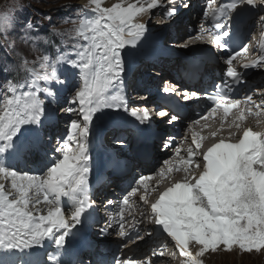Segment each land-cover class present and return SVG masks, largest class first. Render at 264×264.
<instances>
[{
	"label": "snow or ice",
	"instance_id": "6c2138e0",
	"mask_svg": "<svg viewBox=\"0 0 264 264\" xmlns=\"http://www.w3.org/2000/svg\"><path fill=\"white\" fill-rule=\"evenodd\" d=\"M103 4L104 0H89L86 7L91 8L93 15L72 21L74 27L69 32L75 41L72 48L51 62L49 56H43L39 62V68L45 69L43 74L25 61L23 67L30 76L23 83L8 81L0 90V253L4 257L0 264H70L61 259V255L70 253L71 242L81 231L77 225L82 224V216L93 204L88 151L93 119H99L97 113L104 109L129 111L123 89L125 56L132 54L131 50L148 30L137 18L150 13L149 18H155L152 10L158 9L164 18L174 19L179 11L177 0H121L111 6ZM215 4L216 0H207L204 17L211 18V25L206 28L201 23L200 34L191 40L208 38L226 52L228 40L221 37L232 38V25L227 22L231 20L236 24L245 12L253 9L264 13L261 7L264 0H259V4L257 0H230L213 7ZM188 6L187 2L183 3V7ZM6 19L0 17V21ZM258 20L264 29V15H259ZM187 46L186 43L184 47ZM261 47L264 48V43ZM247 51L245 46L244 52ZM237 57L246 59L240 51L225 59L226 78L216 86L218 91L207 99L212 105L210 114L222 109L225 120L232 109L243 105L234 120L239 130L241 124L236 121L243 122L249 115L257 118V124L261 122L264 98L256 101L252 95L243 99L230 95L233 85L243 78V73L233 66ZM61 63L69 66L64 70L63 79L57 74V65ZM242 67L264 68V55L243 63ZM227 78H231V82ZM65 80L67 86H64ZM52 82L60 87L54 89L50 86ZM41 94L48 99L49 105L58 97L63 99L67 104L65 112L80 117L71 120L70 133L55 148L40 136V128L51 118ZM188 98L185 94V99ZM157 115L165 116L166 113L158 112ZM131 116L141 124L150 121L147 109L132 110ZM212 135L215 137L216 133ZM232 135L230 133L228 141L220 139L208 148L199 161L194 159L198 153L189 147L188 158L182 160L184 180L168 187L151 205V218L159 226L156 231L175 242L180 254L186 257L184 264H203L199 257L209 250L230 252L234 246L247 253L264 250V132L248 127L236 142H230ZM192 142L199 149L196 136ZM176 155H180L179 149ZM21 156H42L44 163L40 174L17 170L14 162ZM167 171L170 173L173 168ZM146 179L150 177L141 178L139 183L144 184ZM142 199L147 203L146 196ZM121 204L128 205V198L125 197ZM123 211L121 209L118 221L114 218L121 237L127 235ZM46 241L56 246L52 254L45 251L47 260L35 251L46 249ZM193 242L201 246L196 256L189 250ZM157 251L163 254V249H159L154 250L153 255ZM115 264H145V261L125 257L117 259ZM147 264H159V261L149 259Z\"/></svg>",
	"mask_w": 264,
	"mask_h": 264
},
{
	"label": "bare ground",
	"instance_id": "6f19581e",
	"mask_svg": "<svg viewBox=\"0 0 264 264\" xmlns=\"http://www.w3.org/2000/svg\"><path fill=\"white\" fill-rule=\"evenodd\" d=\"M183 1L184 0H177V3L179 5V9L181 8V4L183 6V3L185 2V1L184 2ZM203 1L206 2V0H203ZM117 2H121V0H104L103 6H111V4L117 3ZM132 2H135V0H132ZM83 4L89 5V0L83 1ZM204 9H205V7H203V13H204ZM157 10L158 9H153L152 13L156 12ZM181 10H182V8H181ZM91 15H93V13L91 11H89L87 16H91ZM162 15H163V13H162ZM150 16H151V13L149 15L144 16L143 18L138 17L137 19L140 20V22L145 23L147 28H153V21H152L153 18H149ZM188 18L190 19L189 23L183 21L180 25L181 27L178 30V34L182 35L183 29L185 27L193 24L194 17L189 16ZM143 42L144 41H142V40L139 41L137 47L135 49L131 50V52H132L131 55L136 54L138 51V48L143 47ZM186 42L187 41L184 42V45L186 44ZM187 45H188V43H187ZM191 45L197 47V46H200L201 44H197L196 42L195 43L190 42L189 46H191ZM186 48H188V47H184L183 49H186ZM125 51L128 52L129 50L126 48ZM178 63L179 62H175V63L174 62H166V65H173V64L177 65ZM125 65H126V63H124V66ZM64 70H61V72L63 74H64ZM259 76L264 77V72L260 73ZM67 84H68V81L65 80L64 86H67ZM57 87H60V85H55L54 89ZM65 95H67V94H65ZM140 100H143V99H140ZM48 105H49V103H48ZM66 107H67V104L64 102V100L60 99L58 97L57 101L55 103L51 104L48 109L50 110L51 114L55 113V111H56L58 114L57 116L60 119L69 120L73 117L75 119H80V117L76 113H73L71 115L66 113L65 112ZM123 111H124L123 109H120L118 111L114 110V109H104L102 112L97 113V117H99V119L94 117L93 126L90 129V135H89L90 146L88 148V151H89V154L91 157V159L89 160L91 163L90 176H94V174L96 172V170H95L96 167H101L104 164V161L106 158V155H104L102 153L104 150V145H110L111 144V141L108 139V137L113 133L114 129L112 126V121L109 118V115H111V112L123 113ZM167 124H168V122L165 123V125H167ZM183 125L185 126V124H183ZM31 127H33V126H31ZM35 127H39V126H35ZM260 131L264 132V123L261 124ZM55 132H56V129L54 128V126L51 122L45 123L43 128H40V136L43 137L45 140H46V138L52 137L55 134ZM187 132H188V125L186 123L185 128H183L182 125H180V127L178 128L177 134L179 135V133H180V138L186 137L187 139H189V135L187 134ZM180 138H179V136L174 138L173 145L167 150L165 155H163L160 158L156 157V160H155L154 165L152 166L151 172L147 175V177H150V179H147V184L145 185L146 187L144 186L143 189L140 190V193H143L146 196L152 197L151 192H150V189L152 187L158 186L156 188V189H158L159 185H161L160 186V189H161V187L163 185H165V183L170 184V179H167L170 173H171L170 176L172 177L173 180H184L185 176L183 175L182 171L177 170L176 165H174V163L177 164V161L183 160L184 158H186L185 155H182L183 151H180L179 156H177L175 153L176 149L181 145ZM162 140H164V139H162ZM189 142L190 141H188V143ZM97 143H101L99 148H97V145H96ZM215 143L216 142L210 143L209 148L211 146H213ZM155 147L157 150H159V143L158 142L155 143ZM159 152H160V150L158 151V153ZM43 163H44V161H43L42 156H39V157L38 156H28L27 158H25L24 156H21L19 159H17L14 162V166L17 170L22 171V172H29L31 174H40V169L43 167ZM169 167L173 168V171L170 173L167 171ZM162 172L165 173L164 176L160 175V173H162ZM195 174L197 175V173H195ZM137 208H141V207L137 206ZM148 210H149V208H148ZM66 216H67V213H66ZM144 218L141 221L143 223V226H145L147 228L149 233L152 232L151 236L149 238L150 239L149 242L150 243L154 242V243H152V245H150L151 249L146 250V252L148 254V255H146V258L151 257L152 260L159 261V264H173V263H175L178 260L177 256L179 255L180 252H178V250L174 246V244L169 242L167 238H163L161 240H153L152 236L155 235L156 233H158V231H156V229L159 228V226L157 225L155 227V231H154L152 229L154 226V223H153V225H150V222H153L154 220L150 217L149 224H145ZM95 227L98 228L99 225H95ZM101 229L104 230L103 227H101ZM200 247L201 246H199V245L195 244V242H193L190 244L189 250L192 251L194 256H196V255H198ZM139 249H140V255L145 256L144 255L145 250L143 249V247H140ZM152 249H155V250L163 249V254L161 255V258H158L156 255L151 256L150 252L152 251ZM233 250H235V249H233ZM35 251H38L41 254L42 258L47 260V256L44 255L45 251H47L48 254H52L55 252V247L53 245H51L48 249L46 248V249L41 250V251L39 249H35ZM210 254L212 255L214 253L210 252V250H209L208 252L205 253V255L203 257H199V259H201L204 264H210L212 261ZM157 255H160L159 251H157ZM182 257H184V256H182ZM3 258H4L3 254L0 253V260H2ZM61 259H63L66 262H70V264L73 263V257L70 254H62ZM163 259H165V260H163Z\"/></svg>",
	"mask_w": 264,
	"mask_h": 264
},
{
	"label": "rangeland",
	"instance_id": "374dc122",
	"mask_svg": "<svg viewBox=\"0 0 264 264\" xmlns=\"http://www.w3.org/2000/svg\"><path fill=\"white\" fill-rule=\"evenodd\" d=\"M83 1L85 0H27V7L32 8L34 14L44 15V17H46L47 14L52 16V18H49L51 22L48 24L51 27H54L52 30L53 33H57L56 31H59V34L63 35L64 47L58 49L56 54L49 56V62L55 60L58 55L63 54L64 52L69 51L72 48V44L75 41L70 37L69 31H67L66 29L72 28V21L77 20L82 16V13L81 15L79 14V12L81 11V7H86V4L84 5ZM24 13L25 9L22 13L17 14L19 20L17 21L15 29L9 31L7 34H0V37L6 36V48L7 50H11L14 57L13 59L15 60V62H18L17 64L19 66L23 67L24 62L28 61L29 67H34V69H37L41 74H43L45 72V69L39 68V62L43 58V56L47 55V53L42 52L43 50H39L36 45V42L37 40L39 41L41 38V44H45V40L42 39L45 36H41L43 34L40 35V33L35 31L32 35L27 32V21L20 23ZM154 19L155 18H153L152 20L153 24H155ZM28 22H30V20ZM159 22L160 20H158V22L153 25V27L157 26ZM185 30H188L187 27L185 28ZM184 40L185 39L179 41L177 46L179 45L180 47L184 48ZM186 43H190V41H187ZM125 53L127 52L125 51ZM129 57L130 55L125 56V62L129 61ZM3 66L9 69V73L12 72L10 60H8L5 56L0 53V68H2ZM68 67L69 66L64 65L63 63L57 65V74L61 76V79L64 78V75L61 70H64ZM8 81L9 80L5 81V79L0 77V90H3L4 84ZM40 83L42 86L44 85L43 81H41ZM55 85V82H52L50 86H53L54 88ZM41 98L45 99L46 107L49 108L50 105H48V99L45 98L43 94H41ZM48 114H50V110L48 111ZM182 127L185 128L186 124L185 126L182 125ZM233 249L235 250H232L230 252L220 250L213 252L214 254H210L212 259L210 264H264V250H262L260 253H257L255 251L247 253L239 250L236 246H234ZM173 264H178V260Z\"/></svg>",
	"mask_w": 264,
	"mask_h": 264
},
{
	"label": "trees",
	"instance_id": "16d2710c",
	"mask_svg": "<svg viewBox=\"0 0 264 264\" xmlns=\"http://www.w3.org/2000/svg\"><path fill=\"white\" fill-rule=\"evenodd\" d=\"M37 18V19H36ZM49 18H52L49 14H47L46 17L44 15H36L34 14V11L32 8L26 7L25 8V13L23 15V18L21 19L20 23L27 21V32L32 35L33 32H38L45 36L44 43H45V49L48 53L55 52L58 47L61 46V37L62 35L59 34V31H55L58 33H53V26L51 27L48 23L51 22ZM30 20V22H28ZM46 21V23H45ZM29 25L31 27L29 28ZM29 35V36H30ZM7 38L6 36H1L0 37V53L5 56L8 60H10V64L12 66V72L9 73V69L7 67H2L0 68V72H7V74L10 76L9 79L12 80L14 83H23L25 79L27 78V70L19 66L13 59V53L11 50H7ZM33 68V67H32Z\"/></svg>",
	"mask_w": 264,
	"mask_h": 264
},
{
	"label": "clouds",
	"instance_id": "9594fccd",
	"mask_svg": "<svg viewBox=\"0 0 264 264\" xmlns=\"http://www.w3.org/2000/svg\"><path fill=\"white\" fill-rule=\"evenodd\" d=\"M27 6V0H0V17H7L6 20L0 21V34H7L15 29L19 20L17 14L22 13ZM72 28L66 30L70 32Z\"/></svg>",
	"mask_w": 264,
	"mask_h": 264
}]
</instances>
